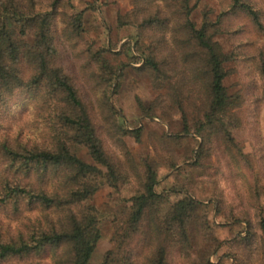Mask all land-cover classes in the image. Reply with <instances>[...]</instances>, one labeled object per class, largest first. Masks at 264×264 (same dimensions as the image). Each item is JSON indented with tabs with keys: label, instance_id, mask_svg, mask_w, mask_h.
I'll return each instance as SVG.
<instances>
[{
	"label": "trees",
	"instance_id": "obj_1",
	"mask_svg": "<svg viewBox=\"0 0 264 264\" xmlns=\"http://www.w3.org/2000/svg\"><path fill=\"white\" fill-rule=\"evenodd\" d=\"M63 1L0 0V218L26 219L0 227V264H87L101 230L95 207L86 201L103 177L115 187L125 181L65 63L55 23ZM226 2L216 21L200 27L189 17V0H135L118 21L136 29L139 56L132 60L143 59L141 68L156 87L168 82L167 96L181 110L184 130L203 137L197 164L211 162L210 153L219 155L222 148L242 155L236 131L250 128L254 102L264 107V46L235 41L264 34V10L258 0ZM81 21V11L69 16L72 36L82 31ZM219 33L232 36L229 52L213 39ZM242 58L260 81L254 100L247 88L229 93L224 84L225 63ZM95 59L91 52L87 62ZM97 71L107 85L116 76L103 56ZM117 127L140 137L141 128ZM80 147L93 163L77 154ZM136 177L128 212L115 220L113 246L100 264H264V216L254 221L238 205L225 207V218L247 223L246 234L227 241L221 257L215 250L218 263H212L214 249L197 251L209 229L200 203L184 194L167 205L168 194L157 191V173L145 155ZM251 189L261 192L255 176ZM34 209L35 216L28 214Z\"/></svg>",
	"mask_w": 264,
	"mask_h": 264
},
{
	"label": "rangeland",
	"instance_id": "obj_2",
	"mask_svg": "<svg viewBox=\"0 0 264 264\" xmlns=\"http://www.w3.org/2000/svg\"><path fill=\"white\" fill-rule=\"evenodd\" d=\"M189 3V17L196 27L216 21L227 7L226 0H189ZM258 3L264 10V0H258ZM134 7L135 0H65L55 17L56 29L62 31L65 63L93 111L110 154L118 161L120 172L126 173L120 187L111 185V181L103 177L98 190L86 201L95 207L101 230L87 264H100L105 252L113 246L114 225L128 212L142 155L157 173V191L168 194L167 205L184 194L200 203L199 211L207 215L209 229L207 237L197 245V251L214 249L209 260L218 263L217 256L224 253L225 243L237 235H245L247 229L244 220L225 218L224 208L238 205L254 221L264 216V107L254 102L250 128L236 131L242 155L234 148H222L219 155L210 153L211 162L197 164L196 154L203 137L184 130L181 110L168 99V82L156 87L150 75L141 68L143 59L140 62L132 60V55L139 56L134 44L136 29L121 27L118 21ZM79 11L82 12V31L72 36L69 16ZM242 23L235 25L242 26ZM231 37L219 33L213 39L229 52L233 43ZM246 40L252 41L253 49L264 46V34L255 38L248 35L235 41L243 43ZM89 50L96 56L90 64L87 62L90 61ZM101 56L116 73L110 85L96 76ZM225 67L229 73L224 84L229 93L247 88L252 100L258 97L260 81L250 62L242 58L228 61ZM196 103H199L197 99ZM22 119L28 121L24 124L26 130L34 127L27 114H23ZM117 124H123L129 131L141 128L139 139L131 132L123 135ZM15 132L13 127L8 130L10 135ZM77 154L93 163L86 149L78 148ZM254 176L261 191L259 194L251 189ZM37 212L34 209L28 214L35 216ZM24 221L25 218L12 220L1 216L0 227L3 230L7 225L15 226ZM215 250H218L217 256H214Z\"/></svg>",
	"mask_w": 264,
	"mask_h": 264
}]
</instances>
